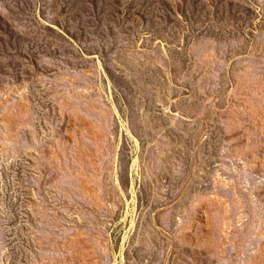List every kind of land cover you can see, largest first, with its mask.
<instances>
[{
  "label": "rangeland",
  "instance_id": "obj_1",
  "mask_svg": "<svg viewBox=\"0 0 264 264\" xmlns=\"http://www.w3.org/2000/svg\"><path fill=\"white\" fill-rule=\"evenodd\" d=\"M0 241L264 264V0H0Z\"/></svg>",
  "mask_w": 264,
  "mask_h": 264
},
{
  "label": "water",
  "instance_id": "obj_2",
  "mask_svg": "<svg viewBox=\"0 0 264 264\" xmlns=\"http://www.w3.org/2000/svg\"><path fill=\"white\" fill-rule=\"evenodd\" d=\"M30 143V144H33V140L32 141H28V138L26 137V134H24V133H21L20 134V137H19V143H21V144H27V143ZM17 153V152H16ZM2 242L0 241V251H1V249H2Z\"/></svg>",
  "mask_w": 264,
  "mask_h": 264
}]
</instances>
